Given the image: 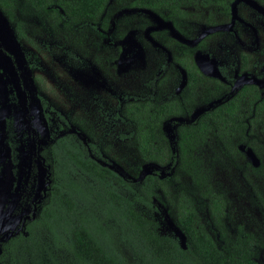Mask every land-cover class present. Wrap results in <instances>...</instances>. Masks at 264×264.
<instances>
[{"label": "flooded vegetation", "instance_id": "1", "mask_svg": "<svg viewBox=\"0 0 264 264\" xmlns=\"http://www.w3.org/2000/svg\"><path fill=\"white\" fill-rule=\"evenodd\" d=\"M20 1L28 4L26 0ZM69 2L43 0L36 7L28 5L42 10L50 19L49 33L56 31L63 40L77 35L72 44L78 45L91 35L98 36L99 40L106 37L110 19L117 24L119 34H110L109 37L112 41L114 38L119 40L127 18L138 15L142 20L141 26L147 25L145 36H140L139 43L146 49L150 67L140 90L126 89L123 87L125 83L119 79L110 96L102 94L97 102L100 130L95 134L88 116L79 119L76 115H59L65 126L70 128L61 131L59 126H53L50 113H57L56 106L44 99L38 89L39 80L33 78L48 128L49 138L46 139L43 137V120L38 118L35 121L29 97L26 99L27 112L22 117L25 121L19 127L15 124L14 108L16 104L19 107L18 96L3 61L10 54L0 34V85L1 81H6L7 88L5 93L0 90V213L5 214L8 210L10 216H14L28 210L32 215L34 208L38 212L34 219H26L21 234H26L27 223L38 219L43 204L49 201L51 190L55 189L54 152L61 138H65L72 148L87 152L93 160L114 170L131 184H137V180H144L147 176L153 178L151 181H161L163 189H157V192L162 193V201L152 199L150 208L158 211L162 207L167 214L170 208L167 185L173 182L182 158L184 164L187 145L200 141L202 134L214 131L215 135H221V139L240 136L243 142L238 143L235 152L244 156L252 168L262 166L264 159L259 158L254 142L258 132L264 140V0H154L144 7L139 6L137 0H103L92 17L79 16L67 10ZM123 10L130 14L114 19L116 12ZM151 20L154 25L149 24ZM13 30L32 71V57L38 53V46L35 52L28 50L29 36L23 33L24 26L19 22ZM82 54L71 56L74 60L83 61ZM17 72V84L28 96L29 91ZM3 119L4 129L1 127ZM164 127L172 129L176 143L186 128L196 127L197 132L184 139L181 151L176 143H171ZM152 128H155V136L151 135ZM108 129L116 133L114 137L134 140L139 153L138 136L143 133L140 129H146L156 149L157 139H162L160 154L164 162H149L152 163L151 173L140 179L119 171L109 164L105 150L98 149L93 141L95 135L104 134ZM47 181L49 184L44 192L42 186ZM122 191L126 195L130 193L127 189ZM163 197L166 200L163 201ZM178 204L181 208L182 203ZM218 204L221 206L218 214L221 215L224 205L220 199ZM24 213L21 220L27 215ZM239 226L242 225L237 224V229ZM243 232L251 234L255 240L253 233L246 232L245 228ZM10 239L0 243V255Z\"/></svg>", "mask_w": 264, "mask_h": 264}, {"label": "rangeland", "instance_id": "2", "mask_svg": "<svg viewBox=\"0 0 264 264\" xmlns=\"http://www.w3.org/2000/svg\"><path fill=\"white\" fill-rule=\"evenodd\" d=\"M129 14L127 10L118 11L114 19ZM3 16L12 29L18 22L24 26L23 33L30 40L26 43L30 52H35L38 46V53L32 57L34 67L31 72L33 78L39 80L40 94L56 106L57 113L51 112L50 117L53 126H59L61 131L68 130L70 126H65L59 115H76L79 119L88 116L90 128L94 134L97 133L100 130L97 102L102 94L110 96L113 93L119 79L125 83L123 87L126 89L140 90L150 63L146 49L139 43L140 36H145L147 25L141 26L142 20L138 15L127 18L120 30L119 40L114 38L112 41L109 37L110 34H119L117 24L110 19L106 37L99 40L98 36L91 35L79 45L72 44L77 35L63 40L56 31L49 33L50 19L42 10H35L26 2L17 0L12 4L10 18ZM149 24L154 25L155 22L151 20ZM81 53L83 61L74 60L71 56ZM16 109H19L17 104ZM14 118L18 116L14 115ZM16 125L22 126L21 123ZM115 134L112 129L97 134L94 144L98 149L105 150L111 166L130 177H140L143 166L149 162L142 158L134 140L123 136L119 139L114 137ZM216 135L214 131L208 135L202 134L200 141L187 145L184 164L180 162L181 167L175 170L173 182L167 185L170 202L168 214L162 207L156 211L143 204L136 206L147 218L156 221L161 234L180 241L177 223L180 200L193 210L196 228L208 234L221 248L232 247L237 224H241L246 232L256 236L255 260L264 264V163L259 168H252L244 156L235 152L238 143L243 142L240 136L221 139L220 134ZM254 145L258 148L259 158L264 159V140H261L259 132ZM207 193L222 201L224 207L221 215L210 212ZM158 194L162 200V193ZM127 196L131 197V194L127 192ZM164 197L163 201L166 200ZM61 254L60 264H75L71 256Z\"/></svg>", "mask_w": 264, "mask_h": 264}, {"label": "trees", "instance_id": "3", "mask_svg": "<svg viewBox=\"0 0 264 264\" xmlns=\"http://www.w3.org/2000/svg\"><path fill=\"white\" fill-rule=\"evenodd\" d=\"M26 1L34 7L43 3ZM102 1L70 0L66 7L79 16L92 17ZM15 2L0 0V9L9 18ZM147 2L154 0H137L141 7ZM140 130L141 156L146 162H164L160 154L162 139H157V149L150 141L155 128L151 135L146 129ZM196 132V127L186 128L181 139L175 141L176 147L182 151L184 139ZM54 153L55 189L38 219L27 223L26 234L20 233L5 244L0 264H60L61 253L71 256L75 264H259L255 260V240L251 234L245 235L242 226L237 229L232 247L221 248L195 227V214L183 200L179 201L182 207L178 227L184 243L161 234L156 221L136 206L150 208L152 199L162 201L157 192L163 189L161 181H151L153 178L147 176L131 184L87 152L72 148L65 138L59 140ZM125 189L131 197L122 191ZM218 200L208 195L211 213H220Z\"/></svg>", "mask_w": 264, "mask_h": 264}, {"label": "water", "instance_id": "4", "mask_svg": "<svg viewBox=\"0 0 264 264\" xmlns=\"http://www.w3.org/2000/svg\"><path fill=\"white\" fill-rule=\"evenodd\" d=\"M2 14L4 15V13L0 9V34H1L2 38L4 39V44L7 45V50L10 54V55H8V57L6 59H3V61L6 65V67L8 68V73H9L11 80H12L13 84L15 85V91L17 92V96H18L19 107L21 108V109L19 108L16 110L14 108V115L18 116V118H15L16 124H20V123H23L25 121V119L22 117H23V114H25L27 112L25 109L26 99H27V97H29L31 99L29 106L33 109L32 112L36 116L35 121L38 118H40V120H43V130H44L43 137L48 139L49 138L48 128L46 125V121L43 117L40 99L36 93V87H35V84L33 81L31 69L26 64L25 58L23 56V52L21 50L20 43L15 37L14 30L9 26L6 18ZM1 52L2 51L0 50V53ZM7 62H9V66L7 65L8 64ZM17 71H19V73L23 79V83L25 85V88L27 89V91H29L28 96H26L24 94V92L21 91L20 87L17 84V82H18V77H17L18 72ZM1 89L3 90L4 93L7 91L6 81H1L0 90ZM6 105L7 104L5 103L4 107ZM15 111H16V113H15ZM1 127L3 129L5 128V120L4 119L1 122ZM164 130L169 135V139H170L171 143H175L174 135L172 134V129L164 127ZM150 167H152V163H146L143 166L142 173H141L140 177H138V179L143 178L147 174L151 173L149 170ZM48 184H49V181H47L43 184L42 190L44 192L46 191V187ZM24 212L27 215H25V217L22 218V220H21V217H22L21 215ZM24 212H22L19 215H14V216H10L11 212H8V210L5 214L0 213V235H1L0 236V243L5 242L8 239H10L11 237L19 234L25 226L26 219H29V220L34 219L38 214L36 208H34L32 210V215H29L28 210H25ZM20 220H21V222H19ZM179 233H180L181 242L184 243V241H185L184 235L180 230H179ZM0 253H1V248H0Z\"/></svg>", "mask_w": 264, "mask_h": 264}]
</instances>
